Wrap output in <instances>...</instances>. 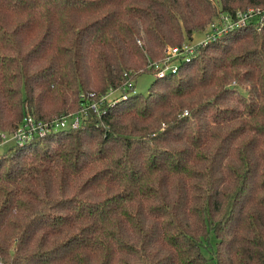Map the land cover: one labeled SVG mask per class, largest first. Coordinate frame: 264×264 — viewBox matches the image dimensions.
<instances>
[{"label": "trees", "instance_id": "16d2710c", "mask_svg": "<svg viewBox=\"0 0 264 264\" xmlns=\"http://www.w3.org/2000/svg\"><path fill=\"white\" fill-rule=\"evenodd\" d=\"M249 7L264 0H0V131L126 92L0 151V264H264V24L123 89Z\"/></svg>", "mask_w": 264, "mask_h": 264}, {"label": "built area", "instance_id": "2783aa9c", "mask_svg": "<svg viewBox=\"0 0 264 264\" xmlns=\"http://www.w3.org/2000/svg\"><path fill=\"white\" fill-rule=\"evenodd\" d=\"M259 15L262 16L260 19V25H261L264 22V20L262 21V19L264 18V8L262 7H249L248 9H245V10H239L236 12L235 20H231L230 16L227 13H221L220 16L225 21L220 27V30L224 31L229 28H233L235 26L244 25L252 21L254 18L259 17ZM256 23H257L256 28L260 29L259 21H257ZM186 44L187 43L181 46L167 47L166 48L167 54L165 57H171L170 54L172 55L174 54L173 55L174 57L177 53L178 54L182 53L188 46ZM177 60L178 59H176L175 63H173L174 65L168 63V64H165L163 67L160 66L156 62L152 63L156 67L155 75L162 76L167 71L168 72L176 71L177 70ZM131 85H132V82L129 80L126 82V85L123 86V89L124 90L128 89ZM113 90L114 89H110L107 93L101 94L98 98L95 96L93 91L81 93L80 96L83 97V100L81 102L80 112L62 114L60 116L53 117L49 120L36 119L32 115L28 114L16 124L12 132L7 133V132L0 131V141L1 142L10 141V143L21 145L24 142H27L36 136H44L48 133L55 132L62 128H69V127L77 128L83 123L87 110L93 109L99 112L100 104L103 101H106L107 95ZM120 94L125 95L126 92L123 91ZM118 97L114 98L113 101H115Z\"/></svg>", "mask_w": 264, "mask_h": 264}, {"label": "rangeland", "instance_id": "374dc122", "mask_svg": "<svg viewBox=\"0 0 264 264\" xmlns=\"http://www.w3.org/2000/svg\"><path fill=\"white\" fill-rule=\"evenodd\" d=\"M261 17L262 16L259 15V17L254 18L252 21H250V23H253L256 26L257 25L256 22L259 21V25H260ZM263 20H264V18L262 19V21ZM224 21L225 20L222 19L221 16L219 18H217V19L215 17L213 22L209 23L207 26H204L202 29L194 31L193 34H192V39H190V40L188 39V40L184 41L183 44L187 43L186 45H188V46L182 53H180V54L177 53L174 57H173L174 54L173 55L170 54L171 57H164V58H162L160 60L157 59L158 61H156V63H158L160 66L163 67L165 64H168V63L173 64V63H175V60L176 59H180L183 55H184V57H186L185 56L186 53H189V54L194 53L200 46L206 45L208 43V41L215 39L216 36L219 33L221 34V33L224 32V31L220 30V27L222 26ZM263 24H264V22H263ZM263 24H261L260 27ZM186 58H188V57H186ZM149 63L146 66L145 69L150 70V72L149 71H145V72L139 73L141 70H138L135 74H138V73L139 74L136 75L134 78L130 79V81L132 82V85L129 87V89L138 91V92L143 93V94L147 93L148 86H149L150 82L156 76L155 75L156 67L152 64V62L150 64ZM169 72H167V73H169ZM120 93H121V91H119V90H113L112 92H110L107 95V97H106V104L112 102L113 99L116 98ZM91 111L92 112H97V111H95L93 109H91ZM3 132H6V131H3ZM8 144H10V141H6V142H1L0 141V151H2L5 148H7Z\"/></svg>", "mask_w": 264, "mask_h": 264}]
</instances>
